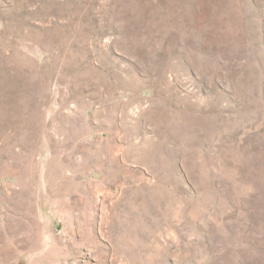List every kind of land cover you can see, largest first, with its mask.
Segmentation results:
<instances>
[{
	"label": "rangeland",
	"instance_id": "374dc122",
	"mask_svg": "<svg viewBox=\"0 0 264 264\" xmlns=\"http://www.w3.org/2000/svg\"><path fill=\"white\" fill-rule=\"evenodd\" d=\"M0 264H264V0H0Z\"/></svg>",
	"mask_w": 264,
	"mask_h": 264
}]
</instances>
